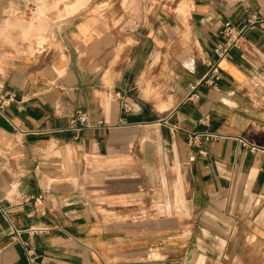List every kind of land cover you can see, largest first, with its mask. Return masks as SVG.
<instances>
[{
    "label": "crops",
    "instance_id": "obj_1",
    "mask_svg": "<svg viewBox=\"0 0 264 264\" xmlns=\"http://www.w3.org/2000/svg\"><path fill=\"white\" fill-rule=\"evenodd\" d=\"M34 1L0 0V30ZM140 3L129 27L61 9L44 52L0 41V96L15 94L1 204L44 264H264V26L220 60L218 86L203 81L226 22L264 19V0H184L183 19L158 7L151 21L154 0ZM173 180L181 217L156 211ZM0 264H29L1 211Z\"/></svg>",
    "mask_w": 264,
    "mask_h": 264
},
{
    "label": "rangeland",
    "instance_id": "obj_2",
    "mask_svg": "<svg viewBox=\"0 0 264 264\" xmlns=\"http://www.w3.org/2000/svg\"><path fill=\"white\" fill-rule=\"evenodd\" d=\"M184 0H154L146 21L152 20L153 12L161 7L173 16L183 19L181 16L187 10H181L180 5ZM189 3V0H186ZM190 4V3H189ZM61 9H67L70 12H80L85 10L109 11L114 16V24L125 27L133 26L138 23V15L142 10L140 0H35L30 3L28 13L17 10L16 16L4 25L0 30V41L12 47L11 53L28 54L40 51H46L53 42V33H48L50 26L53 25L54 19L51 17L54 13H60ZM143 17L140 21H143ZM142 23V22H141ZM6 29L9 33H6ZM163 187H166L163 184ZM171 199L166 196L164 189H158L155 201L156 211L164 215L167 212L177 214L178 217L184 215L181 211L182 199L177 180H173ZM173 203H172V201ZM172 203V206H171ZM173 210V211H172Z\"/></svg>",
    "mask_w": 264,
    "mask_h": 264
},
{
    "label": "built area",
    "instance_id": "obj_3",
    "mask_svg": "<svg viewBox=\"0 0 264 264\" xmlns=\"http://www.w3.org/2000/svg\"><path fill=\"white\" fill-rule=\"evenodd\" d=\"M257 25L264 26V19L259 18L256 14H252L247 21L242 25L238 26L231 21L226 22L222 30L220 31L221 39L214 47V52L216 55V59H208L207 60V71L203 78L204 82H207L210 85L218 86L219 80L221 78L220 71V60L226 56H228L234 48H243L246 46L247 41V31L251 28L256 27ZM197 85L192 84V88H195ZM15 94L12 92L5 93L0 96V111L4 110L11 102L14 100ZM125 107L130 109L131 105L129 103H124ZM90 124V115L87 111L78 110L70 120V126L74 129H81L84 126ZM197 135H194L193 141L198 142ZM36 201L40 204L44 203V195L39 194L35 197ZM0 211L5 216L9 223V228L12 232V237L19 241L25 254L27 256L29 264H44L40 259V254L32 245L29 240H26L23 237V232L25 228L21 227L13 212L9 206H5L1 204L0 201ZM37 228L29 227L28 230L35 231Z\"/></svg>",
    "mask_w": 264,
    "mask_h": 264
}]
</instances>
